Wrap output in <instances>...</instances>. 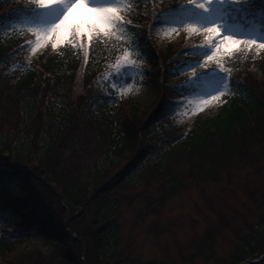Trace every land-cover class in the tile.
Here are the masks:
<instances>
[{
  "label": "rangeland",
  "instance_id": "374dc122",
  "mask_svg": "<svg viewBox=\"0 0 264 264\" xmlns=\"http://www.w3.org/2000/svg\"><path fill=\"white\" fill-rule=\"evenodd\" d=\"M140 1L142 6H150L148 19L139 25L141 28L143 26L144 39L136 46L124 48L114 61L100 66L94 75V85L109 96L115 94L122 105L138 107L143 117H147L162 102L160 96L163 87L188 85L185 90L181 87L185 92L182 97L166 94L167 102L158 117H155L154 125L150 126L155 128L158 135L148 136L146 130H141V139L135 148L147 147L149 155L140 161L134 171L125 175L110 193L100 197L90 194L85 203L76 206L73 215L68 211L67 204L70 201L60 190L63 185H69L75 179L82 181L85 177H91L94 174L92 170L101 169L108 159H111L113 166L110 175L115 176L119 169L132 162L134 153L124 152L114 158V154L108 150L110 138H99L101 124H98L96 106L86 102L91 107H83V98L79 96L76 99L78 95L75 93L79 92L82 84L84 86L83 66L81 76L77 70L73 82L58 86L62 89V98L58 99L73 117L64 124L61 137L57 130L59 124L54 125L50 121L60 114L58 107H55L56 96L50 90L43 89L37 95L35 104L39 112L31 120H28V109L23 104L14 105L13 100L7 97L18 65L13 60H21L22 67L31 66L50 41L48 38L38 39V36H43L45 28L40 21L56 9L41 8V15L30 21L21 19L8 29L11 31L9 33L24 29L32 33L22 31L12 35L4 29L0 31L8 43L7 49L0 55V161L7 156L5 144L10 145L15 153L17 149L21 151L28 146L35 153L42 150L47 142L54 146L49 170L59 174V181L54 185L49 184L48 188L41 186V202L45 210L63 222L66 231L72 225L85 236L87 242L73 232L64 241L65 248L69 247L66 251L70 252L73 260L75 257L80 258V264H87L85 259L88 261L90 258L97 237V226H100L98 212L102 205L115 206L109 227L117 229V241L113 238L112 242L115 244L114 255L122 260L120 264H216L220 258H228L233 247L264 216V209L260 205L264 194V148H259L255 140L252 144L240 146L234 159L225 163L199 159L189 164L185 160H177L172 161L171 172L160 173V170H156L160 152L166 153L173 147L163 144V139L168 137L163 138L160 134L177 128L188 130L195 121L213 117L229 89L228 80L221 85L225 75L222 59L234 52H244L241 57L246 58L250 50L239 48L227 53L221 51L212 60L206 61L205 55L211 54L208 50L214 49L215 43L205 39L202 29L207 25L199 23L205 14L204 9L197 8L195 3L189 4L188 0H178L174 8L165 4V0ZM229 1L232 4L235 0H212L209 12L219 17L223 27L235 32L225 21L223 11ZM119 6L123 8L122 0ZM175 8L183 11H174ZM121 15L123 20H129L123 12ZM160 15L166 17L161 23L158 21ZM182 22L187 24L180 25ZM189 25H193L194 30L190 31ZM240 33H251L254 37L263 35L257 25H251ZM14 37L21 40L14 42ZM28 43H31L29 47ZM169 43H176V48L181 45L191 48L186 58L184 53L179 55H182V59L184 57V61L191 60L190 65H168L162 68L164 75L159 80L150 81L146 71L152 68L151 59L157 56L155 63L161 61L159 54ZM68 44L61 42L53 48L51 43L50 48L53 51ZM192 50L203 52L198 56ZM254 51V55L264 52L256 48ZM252 69H257L256 65ZM226 74L228 76V72ZM88 82L89 79L85 80V83ZM91 83L93 85V80ZM217 88L219 92L214 91ZM80 97L82 100H79ZM7 181L8 187L14 190L17 183L10 179ZM210 235L211 243L210 240L204 243L210 248V254H207L202 243ZM75 240L78 244H75ZM54 244L41 237L32 238L16 247L9 262L64 264L66 259H63V252L56 249L58 246ZM255 264H264V260Z\"/></svg>",
  "mask_w": 264,
  "mask_h": 264
},
{
  "label": "trees",
  "instance_id": "16d2710c",
  "mask_svg": "<svg viewBox=\"0 0 264 264\" xmlns=\"http://www.w3.org/2000/svg\"><path fill=\"white\" fill-rule=\"evenodd\" d=\"M177 1L165 0L164 2L174 8ZM11 6L13 4L10 0H0V26L7 23L10 18L8 9ZM225 8L228 22L237 31L247 27L250 22H260L264 25V0H247L239 7L235 1L232 4L229 1ZM149 12L150 6H142L140 0H135L129 8L124 10V16L129 19L123 20L128 25L127 27L118 26L110 35L93 34L91 41H85L83 47L78 41V45L76 43L68 44L51 51L52 42H49L42 55L31 66L19 69L7 90V97L13 100L14 105L23 104L28 109L26 113L29 116L28 120H31L32 116H36L39 112L35 104L37 95L43 89L50 90L56 96L55 107H58V112H60L50 121L54 125L59 124L57 130L61 137L64 124L71 121L73 117L59 100L62 98L60 89L63 85L73 82V76L74 74L77 76V70L81 76L80 70L83 66L84 86L82 84L81 88L78 87L80 90L75 93L78 95L76 99L79 96L83 98V107H91L86 102L96 106L98 124H101L99 138L101 136L110 138L108 150L114 154V158L120 157L124 152L133 151L132 162L119 169L115 176L110 175L113 166H111V159H108V164L106 161L101 169L94 168L92 170L94 174L91 177H85L82 181L75 179L69 185L62 186L63 188L60 190L70 201L68 209L72 215L76 212V206L85 203L90 194L100 197L110 193L125 175L140 165V161L149 155L147 147L138 150L135 148L141 139V130H146L148 136L158 135L155 128L150 126L154 125L155 117H158L162 106H165L166 94L181 97L185 93L181 87H163L160 96L162 102L147 117H143L138 107L132 104L122 105L121 100L117 99L115 94L108 96L94 85V75L96 76L100 66L114 61L116 55L127 46H136L142 42L144 30L143 26L141 28L139 25L145 23ZM5 40L0 37V54H3L4 49L8 47ZM20 40L21 38L16 37L12 41ZM9 44L14 45L13 43ZM175 44L169 43L164 48V51L159 54L161 61L157 64L155 63L157 56L152 57V68L146 71L150 81L152 79L159 80L164 75L161 72L163 67L164 69L168 65L182 67L191 61H184V57L182 59V55L179 56L184 53L186 58V54H189L191 48L182 47V45L176 48ZM193 51L197 52L198 50ZM253 52H255L254 48L250 49L246 58L241 57L244 52H234L222 59L221 63L228 72L229 89L213 117L195 121L188 130L177 128L160 134L163 138L168 137L165 140L162 138L163 144L173 145V147L166 153L160 152L161 156L158 157L156 170H160V173L171 172V163L177 160H185L189 164L190 161L194 163L199 159H211L225 163L234 159L240 146L247 143L252 144L255 140L258 141L259 148H264V139L262 138L264 136V52L259 55H254ZM251 62L254 63L250 64ZM251 65H256L257 69L253 70ZM88 79L89 82L85 83V80ZM91 80H93L94 86ZM75 87L77 88V84ZM3 94L1 93V95ZM81 97L79 100H82ZM49 109L47 111L50 112L51 109ZM21 116L23 117L22 112ZM110 135H113L112 138ZM5 145L7 156L3 161H0V184L5 185L7 179H10V181H16L17 186L16 190L0 192V264H15L16 261H9L14 255L16 247L36 237H41L49 243H55L54 245L58 246L56 249L63 252V259H66L64 264H80V258L76 259L75 257L73 260L70 252L66 251L69 247L65 248L64 241L73 232L79 239H84L85 236L72 225H69L66 231L63 222L61 223L56 215L45 210L41 202L39 191L41 186L48 188L49 184L54 185L56 181H59L57 180L59 174L49 170L54 146L47 142L42 150L35 153L29 150V146L28 148L24 147L21 151L17 149L15 153L10 145ZM107 156L106 154V158ZM260 205L264 209V194L261 197ZM113 207L115 208L113 205H102L101 211L98 212L100 226H97L98 231L95 232L97 237L92 246L90 258L88 261L84 258L87 264H120L122 261L114 255L115 244L113 242L117 241V229L109 227ZM210 238L211 235L207 236L202 243L207 254H210V248L206 247L204 243ZM84 240L86 241V238ZM75 244H78V241ZM263 252L264 216L260 217L251 232L241 238L240 242L233 247L229 257L220 258L216 264H239ZM60 260L58 259V261Z\"/></svg>",
  "mask_w": 264,
  "mask_h": 264
},
{
  "label": "snow or ice",
  "instance_id": "6c2138e0",
  "mask_svg": "<svg viewBox=\"0 0 264 264\" xmlns=\"http://www.w3.org/2000/svg\"><path fill=\"white\" fill-rule=\"evenodd\" d=\"M119 2L120 0H32V3L40 8L56 9L40 21L45 28L43 36H38V39H50L53 48L61 42L73 44L77 41L83 47L85 41H91L93 34L110 35L116 27L128 26L123 21ZM245 2L247 0H235L237 7ZM188 3H195L197 8L204 9L205 14L199 23L207 25L202 29L205 39L215 43V48L208 50L211 54L205 55L206 61L212 60L216 53L221 51L227 53L239 48L264 50V35L254 37L251 33H235L223 27L219 23V17L209 12L212 0H188ZM188 28L190 31L194 30L193 25ZM224 72L222 86L229 79L226 69ZM214 91L219 92L220 89Z\"/></svg>",
  "mask_w": 264,
  "mask_h": 264
},
{
  "label": "water",
  "instance_id": "95a60500",
  "mask_svg": "<svg viewBox=\"0 0 264 264\" xmlns=\"http://www.w3.org/2000/svg\"><path fill=\"white\" fill-rule=\"evenodd\" d=\"M264 260V254L261 255L260 257L258 258H255V259H251V260H246L240 264H254V263H258V262H261Z\"/></svg>",
  "mask_w": 264,
  "mask_h": 264
}]
</instances>
